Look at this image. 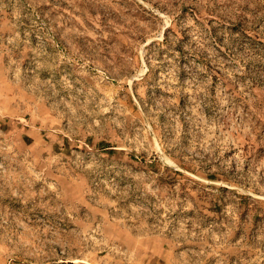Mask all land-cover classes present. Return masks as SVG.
<instances>
[{
	"label": "rangeland",
	"instance_id": "rangeland-1",
	"mask_svg": "<svg viewBox=\"0 0 264 264\" xmlns=\"http://www.w3.org/2000/svg\"><path fill=\"white\" fill-rule=\"evenodd\" d=\"M0 264H264V0H0Z\"/></svg>",
	"mask_w": 264,
	"mask_h": 264
}]
</instances>
